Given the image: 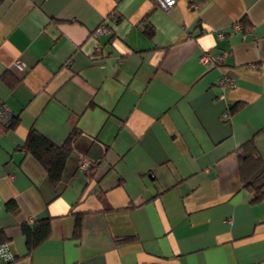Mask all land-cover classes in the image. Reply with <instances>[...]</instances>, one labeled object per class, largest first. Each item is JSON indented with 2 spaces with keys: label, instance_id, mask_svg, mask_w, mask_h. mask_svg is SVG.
<instances>
[{
  "label": "crops",
  "instance_id": "1",
  "mask_svg": "<svg viewBox=\"0 0 264 264\" xmlns=\"http://www.w3.org/2000/svg\"><path fill=\"white\" fill-rule=\"evenodd\" d=\"M0 98L17 117L0 264H264L245 186L264 166V0H0ZM32 129L71 144L56 185L23 148ZM45 218L29 253L22 226Z\"/></svg>",
  "mask_w": 264,
  "mask_h": 264
},
{
  "label": "trees",
  "instance_id": "2",
  "mask_svg": "<svg viewBox=\"0 0 264 264\" xmlns=\"http://www.w3.org/2000/svg\"><path fill=\"white\" fill-rule=\"evenodd\" d=\"M236 106L237 105H233L231 110H234ZM16 121L17 117L15 115L13 122L9 126H4L0 123V133L13 127ZM23 148L34 155L44 166L53 184L56 185L62 180L68 158L71 155V144L69 141L63 145H57L43 134L32 129L28 134L27 141ZM251 157V154L246 155L245 158H243V163L250 162ZM253 163L255 165V170L251 177L245 181V186L252 192L253 202H259L264 200V166L258 159H255ZM80 226L81 218L78 219L76 229V233L78 234L80 232ZM22 229L26 236L27 247L30 253L50 235L51 221L49 218L41 219L36 221L33 225L24 224ZM4 241H6L4 232L0 230V242Z\"/></svg>",
  "mask_w": 264,
  "mask_h": 264
},
{
  "label": "built area",
  "instance_id": "3",
  "mask_svg": "<svg viewBox=\"0 0 264 264\" xmlns=\"http://www.w3.org/2000/svg\"><path fill=\"white\" fill-rule=\"evenodd\" d=\"M156 4L164 9L168 10L171 7L175 6L177 3V0H154ZM104 28H100L98 31H102ZM223 56H213L209 52H205L200 56V61L204 65H216L220 60H222ZM17 65L22 67L23 64L21 62H17ZM221 84H225L228 87H234L235 82L231 78H224L221 81ZM15 116L14 111L12 108L0 98V123L4 126H9L13 122V118ZM225 116H228V113L225 114ZM96 162L92 161L90 158H88L86 155L82 154L78 159V167L82 170L88 171L95 167ZM0 257L3 260H10L13 259V254L8 252V246L6 243L0 244Z\"/></svg>",
  "mask_w": 264,
  "mask_h": 264
}]
</instances>
